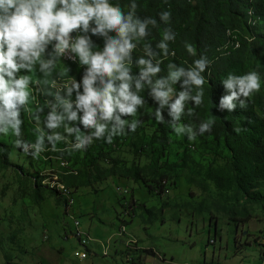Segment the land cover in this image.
<instances>
[{
	"label": "rangeland",
	"instance_id": "obj_1",
	"mask_svg": "<svg viewBox=\"0 0 264 264\" xmlns=\"http://www.w3.org/2000/svg\"><path fill=\"white\" fill-rule=\"evenodd\" d=\"M126 119H138V113ZM181 122L199 125L186 116ZM34 127L25 116L24 140L34 141ZM167 128V144L156 139L161 134L155 119L126 130L118 148L103 150L110 160L100 157L98 170L88 165L86 150H49L33 158L15 147V137L1 135L0 264H262L264 184L251 201L233 182L217 179L230 158L222 141L211 132L189 141L168 122ZM5 151L10 167L3 165ZM85 164L94 173L77 179ZM49 183L58 193L73 191L75 204L67 207ZM132 198L151 212L138 207L134 217L124 214L123 204ZM74 218L90 237L86 260L74 256L81 247ZM124 220L127 233L121 234Z\"/></svg>",
	"mask_w": 264,
	"mask_h": 264
},
{
	"label": "clouds",
	"instance_id": "obj_2",
	"mask_svg": "<svg viewBox=\"0 0 264 264\" xmlns=\"http://www.w3.org/2000/svg\"><path fill=\"white\" fill-rule=\"evenodd\" d=\"M137 9L136 0H130L126 12L112 0H0V135L15 137V147L33 158L49 150L84 151L94 140L110 144L142 125L126 117H135L145 105V89L156 105L155 120L165 123L166 110L177 136L195 141L210 133L214 119L202 120L198 127L181 120L196 114L187 104L204 103L203 73L212 61L184 41L186 52L194 57L191 65L169 62L166 75H160L163 58L175 56L169 49L176 39L172 14L158 13L159 22L169 25L162 39L155 48L143 43V54L134 56L151 30L159 28L156 18H141ZM73 64L82 69L79 79L69 75ZM221 83L225 91L215 105L220 112L245 108L261 90L255 70L228 73ZM39 96L45 98L43 104ZM25 116L35 124L34 141L22 138ZM61 142L66 147L58 149Z\"/></svg>",
	"mask_w": 264,
	"mask_h": 264
},
{
	"label": "trees",
	"instance_id": "obj_3",
	"mask_svg": "<svg viewBox=\"0 0 264 264\" xmlns=\"http://www.w3.org/2000/svg\"><path fill=\"white\" fill-rule=\"evenodd\" d=\"M112 2L119 3L126 12L130 0H112ZM136 3L138 4L137 14L141 18L152 16L159 22L158 13L160 11L168 10L172 14L170 26L176 33V39L174 42H169V49L175 51V56L163 58L161 64L163 71L160 75H166L169 62L185 67L191 65L194 57L186 52L184 41L194 45L198 56L205 54L212 61L210 68L203 73L206 81L204 103L200 107H194L191 103L187 104L186 109L193 108L196 114L186 117L194 124H199L200 121L209 118L215 120L211 133L216 141L223 142L230 156L223 168L222 176H218L217 179L226 180L228 183L233 182L246 198L257 201L258 198L251 196V193L259 191L260 185L264 184V0H136ZM250 9H253L256 16L261 18V23L255 27L249 22ZM168 26L159 22V28L151 30L146 41L141 42V46L135 50L134 56L143 54L142 44L145 42L151 43L155 48L156 43L162 39L164 28ZM229 32L233 36H229ZM233 38L242 42L239 48H234ZM93 39L97 44L102 43L95 37ZM71 67L72 71L69 75L79 79L82 69L75 64ZM252 70L260 74L262 90L252 94L245 108L237 106L233 112L218 111L215 105L219 103V98L225 91L221 81L228 73L242 75ZM135 71L136 68L133 65V72ZM174 87L177 91L180 90L178 84ZM141 95L145 97L146 103L138 110V119L142 122L150 118L155 119L153 112L156 105L148 97L147 89ZM44 99L41 96L39 102L43 104ZM149 107L152 110H149ZM164 115L165 123L157 122L161 136H156V139L162 144H167L166 110ZM122 141L120 136L110 144L104 139L94 140L85 154V157L90 160L88 165L98 170L100 157H104L106 162L110 160V157L103 151L106 150V146L110 145L112 149H115ZM0 146L6 147V143L0 140ZM8 158L9 153L5 151L4 167L13 165ZM96 162L98 163L95 164ZM86 165L83 175L78 176L81 174L79 171L76 175H69L78 176L77 179H88L94 172L88 170ZM132 175L136 180L140 179L137 173L132 172ZM34 189L36 192L39 190L38 186H34ZM150 189L154 190L152 186ZM59 198L66 202L62 197ZM127 202L137 204L151 212L142 202L138 203L133 198L131 201H126L123 204L124 207ZM126 223L128 222L124 220V224Z\"/></svg>",
	"mask_w": 264,
	"mask_h": 264
},
{
	"label": "built area",
	"instance_id": "obj_4",
	"mask_svg": "<svg viewBox=\"0 0 264 264\" xmlns=\"http://www.w3.org/2000/svg\"><path fill=\"white\" fill-rule=\"evenodd\" d=\"M242 42L235 40L233 38V45H241ZM49 188L55 189L54 191L57 192V187L53 183H49ZM126 189H121L120 193H126ZM60 197L66 200V206L72 207L75 204V197L73 191H64V193H57ZM139 206L136 204H126V207L124 209V214H131V218L136 215V209ZM73 217V216H72ZM74 225H75V231L74 236L78 239L79 244L81 245L80 248L75 249L74 256L81 259V255L84 257L83 259H86L90 256V251L88 249V244L90 242V237L85 236V231L81 229V224L78 219L74 218ZM127 225L128 224H122L121 228V234L127 233ZM133 237V236H132ZM48 239L45 236V240ZM127 246V245H126ZM138 248V245H135V248ZM105 255L108 254V250L103 251ZM262 264H264V251H262Z\"/></svg>",
	"mask_w": 264,
	"mask_h": 264
},
{
	"label": "bare ground",
	"instance_id": "obj_5",
	"mask_svg": "<svg viewBox=\"0 0 264 264\" xmlns=\"http://www.w3.org/2000/svg\"><path fill=\"white\" fill-rule=\"evenodd\" d=\"M249 17H250V19H249L250 25L255 27L261 23V18L259 16H256V13L254 12L253 9H250ZM229 36H233V34L231 32H229ZM235 40H237V39H235ZM239 47H240V45H234V48H239Z\"/></svg>",
	"mask_w": 264,
	"mask_h": 264
},
{
	"label": "crops",
	"instance_id": "obj_6",
	"mask_svg": "<svg viewBox=\"0 0 264 264\" xmlns=\"http://www.w3.org/2000/svg\"><path fill=\"white\" fill-rule=\"evenodd\" d=\"M132 175V174H131ZM144 204V203H143ZM146 207H147V205L146 204H144ZM120 216V215H119ZM120 219V218H119ZM129 223V222H128ZM128 223H126V224H128ZM138 239H140V238H137V240ZM141 240V239H140ZM138 241H136L135 243H137ZM139 248H141V249H143L141 246H138ZM88 249L90 250V248L88 247ZM144 249H147V248H144ZM80 259V258H79ZM86 259H88V258H86ZM86 259H84V260H86ZM80 260H83V259H80Z\"/></svg>",
	"mask_w": 264,
	"mask_h": 264
}]
</instances>
